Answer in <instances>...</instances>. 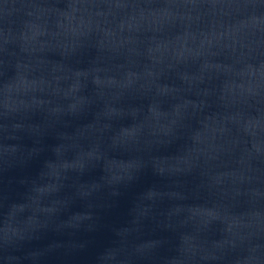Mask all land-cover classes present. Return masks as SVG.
I'll return each instance as SVG.
<instances>
[{
    "label": "water",
    "instance_id": "water-1",
    "mask_svg": "<svg viewBox=\"0 0 264 264\" xmlns=\"http://www.w3.org/2000/svg\"><path fill=\"white\" fill-rule=\"evenodd\" d=\"M0 264H264V0H0Z\"/></svg>",
    "mask_w": 264,
    "mask_h": 264
}]
</instances>
